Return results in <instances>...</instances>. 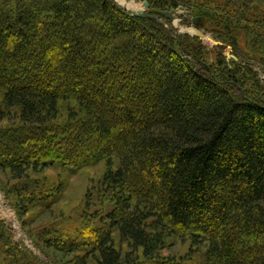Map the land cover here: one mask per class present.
I'll list each match as a JSON object with an SVG mask.
<instances>
[{
  "label": "trees",
  "instance_id": "1",
  "mask_svg": "<svg viewBox=\"0 0 264 264\" xmlns=\"http://www.w3.org/2000/svg\"><path fill=\"white\" fill-rule=\"evenodd\" d=\"M143 1L164 18L191 6ZM237 21H218L232 53ZM95 32L108 60L122 53V62L92 53L84 34ZM191 40L113 0H0L1 113L20 119L0 129V168L17 180L3 190L25 232L24 215L62 189L30 171L107 165L89 217L42 232L51 263L15 244L0 219V264H62L49 249L85 253L81 264L89 255L97 264H264V80L237 55L208 64L201 39ZM24 141L42 156L23 155ZM175 238L190 243L177 261L164 254Z\"/></svg>",
  "mask_w": 264,
  "mask_h": 264
},
{
  "label": "rangeland",
  "instance_id": "2",
  "mask_svg": "<svg viewBox=\"0 0 264 264\" xmlns=\"http://www.w3.org/2000/svg\"><path fill=\"white\" fill-rule=\"evenodd\" d=\"M113 1L121 6L126 12L130 13H132L131 11L145 9V12L148 14L150 9L149 6L147 8L144 7L143 0ZM132 3L135 6L139 5L140 9L129 8ZM190 4L191 6H180L184 7L185 10H182L180 7L169 10V13H171L169 16L170 18L160 16V19H153L162 23L168 30H171L172 34L181 36L184 44L192 42L191 39L192 37H195L196 34L194 28H198L207 36V38H199L201 39V43L205 46L201 47L204 49L202 53L208 64H216L218 63L217 61H219V58H223L229 54H232V57H228L229 60L232 59L237 61V55L241 59L250 60L252 63L256 64L254 65V68L258 71L259 77L264 80V44L261 43V46L260 42L256 40V36L262 38V35H264V0H190ZM195 11L199 14L200 24H203L202 28L197 27L192 20L195 16ZM228 15H231L238 20V26H236L237 29L235 30V33L240 53L237 51L233 53L231 52L232 47L230 46L232 43L230 44L226 42L228 37L225 39V31H220L221 28H218V21ZM96 32L84 34L85 37L92 40L94 43L93 46H90L92 49H95L92 53L96 56L99 54L104 56L103 58L106 59L107 64L112 62H122V53H119V56H114L116 60L111 58L108 60L107 56L109 57L110 54L108 55L102 53V51L104 52V48L102 45L98 44V32ZM221 33L223 36L220 37L219 34L221 35ZM259 59L262 60L259 61ZM51 83L52 87L56 86L55 80H51ZM69 106L70 105L68 103L63 104L62 117H60L61 120L66 118V114L68 112L65 109ZM71 106L76 105L72 104ZM4 108L3 92L0 88V129H5L13 124H17L20 120L19 115L15 112V110L10 113L8 117L4 116L3 113H1L6 112L3 111ZM45 143H48V141L45 140ZM3 147V145H0L1 154H3V151H1V149H4ZM51 147L52 150L55 151L59 146L58 144L53 143L51 144ZM20 150L23 155L26 156L41 155L36 152L37 150L35 145L26 141H24ZM70 169L71 168L60 169L59 167H56L46 168L39 173L30 171V177L32 179L38 178L42 183H46V185L50 186L61 184L62 189L56 195L55 199H51L49 201V205L47 204L48 206L45 204H43L42 207L37 206L24 215L27 232H30L26 233L18 219L16 209L6 198L5 191L3 190V188L8 189L7 185H11L17 180L11 178L8 170L0 168V219L3 220L10 230L15 244L19 245L20 248L30 250L33 254H36L44 261L50 263L51 258L46 256L42 251V232L53 227L69 230V228L77 227L82 219L89 217L87 216V210L90 209L88 201L90 200L92 204L98 201V193L101 184H103V176L107 170V165L106 161L102 160L94 165H89L80 169L75 174H72V170ZM13 198H15L14 195ZM93 209L94 208H92V210ZM113 237L115 244L117 246L120 245V237L116 231L113 233ZM36 244L39 247H37ZM189 244V241H182L180 238L173 239L172 244L164 251L165 256H167L165 258L175 261L186 258L189 253ZM125 246L126 245L124 244V247ZM45 251L47 252L46 249ZM48 253H50V256L57 260L58 263L62 264H81L79 258L81 256H85V253H72L64 255L63 253L54 251L53 249H49ZM87 258L88 259L84 264H97L96 256L89 255Z\"/></svg>",
  "mask_w": 264,
  "mask_h": 264
},
{
  "label": "water",
  "instance_id": "3",
  "mask_svg": "<svg viewBox=\"0 0 264 264\" xmlns=\"http://www.w3.org/2000/svg\"><path fill=\"white\" fill-rule=\"evenodd\" d=\"M139 1V0H137ZM143 5L145 8H147L149 6V3L147 1H144L143 2ZM182 10L184 9V7H180ZM185 10V9H184ZM132 15H135V16H142V17H151V18H155V19H160V16L159 15H148L146 12H145V9H140V10H137V11H131ZM175 12V11H174ZM164 14L166 16H170L171 13L169 12H164ZM194 31H195V35H197L198 37H203V38H207V36L201 31L199 30L198 28H194Z\"/></svg>",
  "mask_w": 264,
  "mask_h": 264
}]
</instances>
